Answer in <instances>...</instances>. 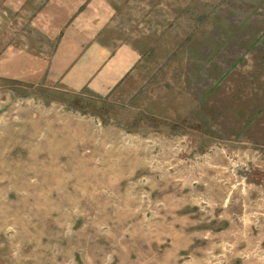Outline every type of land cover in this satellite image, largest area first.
Here are the masks:
<instances>
[{
    "label": "rangeland",
    "instance_id": "obj_1",
    "mask_svg": "<svg viewBox=\"0 0 264 264\" xmlns=\"http://www.w3.org/2000/svg\"><path fill=\"white\" fill-rule=\"evenodd\" d=\"M52 1L0 0V264H264V0H81L111 84Z\"/></svg>",
    "mask_w": 264,
    "mask_h": 264
},
{
    "label": "crops",
    "instance_id": "obj_2",
    "mask_svg": "<svg viewBox=\"0 0 264 264\" xmlns=\"http://www.w3.org/2000/svg\"><path fill=\"white\" fill-rule=\"evenodd\" d=\"M85 2L86 1H84V3ZM50 3H55V2L50 0ZM84 3L81 5V0H80V1H77L73 5V10L68 12V14L71 16L70 18L67 19L66 25H64V30L79 32L80 33L79 35L83 36L85 40L92 38L91 41H88L86 43V45L82 46V44L79 43L77 46V48L81 47V49L83 50L82 53L80 54L81 58H84L83 61H87L93 64V68L90 71L93 74L91 75V77L88 74L87 78L90 77L91 78L90 80L94 78L100 79L101 76L103 75L104 78L105 77L113 78L110 84L114 80L119 81L138 62L139 54L137 53L138 52L137 48L133 44H130V43H126V44L125 43H119V44L113 43L111 45L109 43L101 41L102 38H99L101 34L99 33V31L101 30V27H103V24L105 23H102L101 25L96 26L93 29L89 28L92 24L100 22L98 20L89 21L87 24H85L84 27L80 26L79 24H75L76 19H78L79 16H83L81 15V13L84 10L89 9L91 7L89 5V2L87 3L86 6H83ZM109 13H110V10H109ZM105 15H106V11H105ZM72 16H76V17L74 19H71ZM72 20H75V22L72 23ZM76 28H79V29H76ZM89 33H92L91 36L89 35ZM87 37H90V38H87ZM81 40L82 39H77L78 42ZM94 41H95V44H101L99 49L95 48V46L93 45ZM105 46H108V47L115 46L116 49L110 53H107L105 52V50L107 49ZM121 46H125L129 54V57L125 61L120 60L121 55L123 53V48ZM109 66L110 68L106 70L107 67ZM110 69H113V70H110Z\"/></svg>",
    "mask_w": 264,
    "mask_h": 264
}]
</instances>
